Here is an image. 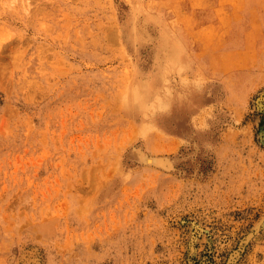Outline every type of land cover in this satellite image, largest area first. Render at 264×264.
Returning a JSON list of instances; mask_svg holds the SVG:
<instances>
[{"label":"rangeland","instance_id":"1","mask_svg":"<svg viewBox=\"0 0 264 264\" xmlns=\"http://www.w3.org/2000/svg\"><path fill=\"white\" fill-rule=\"evenodd\" d=\"M263 98L264 0H0V264H264Z\"/></svg>","mask_w":264,"mask_h":264},{"label":"bare ground","instance_id":"2","mask_svg":"<svg viewBox=\"0 0 264 264\" xmlns=\"http://www.w3.org/2000/svg\"><path fill=\"white\" fill-rule=\"evenodd\" d=\"M23 1V0H22ZM29 1V0H28ZM10 2H11V4H13V3H16L17 2V0H10ZM30 5V3L28 4V6ZM259 99V98H258ZM264 99V98H263ZM261 100V99H260ZM262 103V102H261ZM260 109V108H259ZM263 112H264V110H263ZM147 123V122H146ZM151 126H152V124H151ZM153 127V126H152ZM155 127V126H154ZM151 129V127H150V125H144L143 127H141V133H144V136H145V133H147V131L148 130H150ZM153 129V128H152ZM138 130V129H137ZM157 130V129H156ZM263 130V129H262ZM157 131H159V130H157ZM138 132V131H137ZM139 132V134H141ZM138 134V133H137ZM260 136H261V134H260ZM263 139H264V137H263ZM263 142V141H262ZM136 148V147H135ZM139 148V147H138ZM141 157L144 159V160H147V161H149V162H156V163H159V164H162V165H165V166H171V160L169 159V158H167V157H158V156H149L148 154H146L144 151H142L141 150ZM145 162V161H144ZM148 162V163H149ZM151 165V164H150ZM148 166V165H147ZM156 167V166H155ZM158 167V166H157ZM234 253V252H233ZM237 254V253H236ZM240 254V253H239ZM33 256H34V254H33ZM36 256V255H35ZM235 256H237V255H235ZM239 256V255H238ZM233 257H234V255H233ZM33 258V257H32ZM235 259H236V257H235ZM231 260V259H230ZM34 261H35V259H34ZM37 261V260H36ZM229 261V260H228ZM234 261V260H233ZM28 262V261H27ZM30 262V261H29ZM229 263V262H228ZM26 264V263H25ZM29 264V263H28ZM31 264H34V263H31Z\"/></svg>","mask_w":264,"mask_h":264}]
</instances>
